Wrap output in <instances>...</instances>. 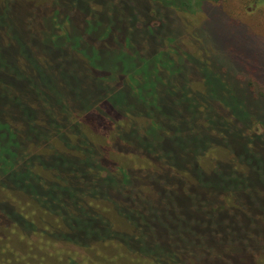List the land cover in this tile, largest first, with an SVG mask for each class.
Instances as JSON below:
<instances>
[{
	"label": "trees",
	"instance_id": "1",
	"mask_svg": "<svg viewBox=\"0 0 264 264\" xmlns=\"http://www.w3.org/2000/svg\"><path fill=\"white\" fill-rule=\"evenodd\" d=\"M80 1L66 6L55 0V11L73 22L65 9L85 14L87 7ZM9 11L7 6L0 12V25L10 22ZM28 11L26 24L19 23L28 38L14 23L9 25V34L16 35L14 52L25 67L11 62L10 51L0 46V159L8 165L0 176V205L13 204L11 211L0 207V264H264V94H253L250 86L264 80V74L243 62L250 79L241 85L212 66L197 69L183 52L184 61L173 70L179 85L166 81L167 88H174L172 102L162 98L159 104L157 95L155 103L146 104L149 114L156 110V140L123 136L111 128L105 133L107 153L139 163L130 164V170L123 166L119 176L109 170L103 175L100 169H109L116 160L106 161V150H97L99 136L83 120L102 124L97 116L101 102L114 110H138L137 96L130 98L128 92L124 102L116 103L100 72L95 95L72 99L71 78H77L78 66L65 48L35 39L30 22L39 11ZM132 12L125 32L117 26L123 17L110 15L103 43L111 44L112 29L132 34L135 26L144 42L151 33H156L155 41L165 36L162 10L154 27L143 26L142 11ZM211 33L220 48L226 37ZM91 44L97 46L96 59L101 58V37ZM248 44V34L235 43ZM36 50L55 64H39L33 58ZM197 74L205 76L208 89L199 105L187 87ZM125 90L121 85L119 92ZM60 112L66 114V127L57 118ZM9 115L16 117L15 123L5 120ZM133 141L141 145L138 153ZM44 142H52L47 156L42 154Z\"/></svg>",
	"mask_w": 264,
	"mask_h": 264
},
{
	"label": "rangeland",
	"instance_id": "2",
	"mask_svg": "<svg viewBox=\"0 0 264 264\" xmlns=\"http://www.w3.org/2000/svg\"><path fill=\"white\" fill-rule=\"evenodd\" d=\"M5 1L0 0V12L8 6L11 7L13 15L9 11L10 22L8 21L6 25L5 23L0 25V46L3 51H10L7 55H10L9 60L11 62L19 64L22 68L26 65L24 59L18 56V52H14L18 47L14 37L16 35L9 34V25L14 23L15 29L21 32L23 38H28L29 32L26 33L23 29H20L19 23L26 24V18L30 17L29 13H31V11H28L29 8H37L39 12L30 22L32 23L30 31L35 34V39L40 44L51 46V43H53L58 47L65 48L78 66L77 78H71V85H73L71 86L72 99L75 98L78 101L77 99L82 98V96L86 98L89 94L95 95L96 82L101 76L100 72L103 74V80L106 82L108 89L113 90L116 103L124 102L127 99L128 92L132 94L130 98L134 99L137 96L134 100H137L138 110L126 112L123 111L124 109H115V111L108 103L101 102L98 111L100 114L97 116L102 124L95 126L94 120H83L82 124L100 138L97 150H106L105 147L109 145L110 141L106 139L105 133L113 128V130L122 132L123 136L135 134L150 141L156 140L158 133H160L155 120L156 110L151 108L152 111L150 110L149 114L146 111V104L155 103L157 99L154 98L157 95V97L161 96L158 99L159 104H161L162 98V102L166 104L172 102L174 98L170 97L174 95V88H167L166 81L167 83L169 81L174 85H179L173 70L176 65L181 66L184 61V57L181 55L183 52L189 53L190 59L195 62L197 69L212 66L215 69L217 68L223 75L226 74L227 78L236 79L238 82L250 79L248 73L241 66L243 62L245 64L251 62L258 74L260 72L264 74V0H82L87 7L85 14L87 15L88 10L91 11L89 12L91 13L90 17L87 18L85 14L82 15L80 10L75 11L74 8L65 9L66 13L71 12L73 22L66 20L61 12L56 13L55 0H12L8 5ZM59 1L63 5L71 2V0ZM79 2L81 5L80 0ZM121 2L125 6L120 7ZM113 4L116 11L113 7L109 11L110 5ZM133 8L140 11V14L141 11L143 12L141 22L144 27L159 25L157 14H159V10H162L167 21L166 29H163L165 36H162L159 41H155L154 35L156 33H151L145 43L140 35L141 32L138 31L136 26L132 34H129V30L124 34L127 29L123 27L127 26L128 15L134 14L132 12ZM210 10L212 15L207 16L206 12ZM110 15L116 16V19L120 16L123 17V20L120 19L117 26L121 30L124 29V32L119 35L115 29H112L109 34V40H112V42L109 45L106 43L107 41L103 43L102 39L108 33L107 26ZM84 18H87L88 22H85ZM231 21L234 22L232 25ZM211 30L214 35L226 37V42L220 48L217 46ZM82 34H88L89 36L86 35L85 39L81 40L80 36ZM241 34H248L250 45L248 44L245 48L235 45L236 41L241 39ZM97 37H101L103 46L101 51L104 52V55L96 59L95 50L97 46L91 43ZM178 39H181L183 43H180ZM227 41H229V46ZM242 51H247L246 55H243ZM33 53V58L42 66L45 63L48 66L49 64H55L52 59L40 51L36 50ZM239 56H241V59ZM258 58L261 59V62H256ZM86 69L96 71L91 73ZM191 78L192 81L188 82L187 87L194 93L195 99L199 100V105L202 95L208 91L205 76L200 79L197 74V76H191ZM191 78L188 75L185 77V79ZM254 83V86L253 84L250 85L255 90H253V94H264V80ZM59 84L64 87V81L60 80ZM240 84L242 85V82ZM121 85L126 89L125 92H119ZM214 93L217 92L214 91ZM85 103L90 106V102ZM76 104V107L80 106V102H76ZM85 106L81 103L82 109ZM41 112L43 113L44 110ZM57 114H60L61 117L57 116V118L64 125L66 114H62V112ZM9 116L10 118H5V120L11 124L15 123L16 117ZM3 125L6 127L5 123ZM42 126L43 128L47 127L46 124ZM7 127L11 129L10 125ZM103 128L105 130L101 131ZM111 133L115 134L113 131ZM131 139L133 138L131 137ZM0 140H3L2 137H0ZM51 143H42L41 147L44 150L41 151L45 156L49 153L48 149L52 146ZM125 143L126 139L123 138L122 144ZM1 144L3 145V143ZM127 144L132 145V140L128 141ZM140 146L133 141V148L137 153L139 150L141 151ZM2 159H0V176H3L4 170L8 169L4 157ZM105 159L106 161L113 159L116 162L111 166L108 165L109 169H100V174L103 175L109 170L114 175L119 176L120 169L123 166L128 167L130 164L139 163V160L123 161L112 152L107 153V150ZM129 167L127 169L130 170L132 167ZM127 176L130 177L129 172ZM10 184L15 183L10 182ZM146 191L148 190L145 189ZM4 204L5 207L3 205H0V207L11 211L13 204L11 202H5Z\"/></svg>",
	"mask_w": 264,
	"mask_h": 264
}]
</instances>
